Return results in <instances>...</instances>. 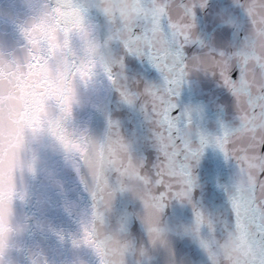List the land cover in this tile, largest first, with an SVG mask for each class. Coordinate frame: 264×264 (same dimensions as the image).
<instances>
[{
	"label": "clouds",
	"instance_id": "obj_1",
	"mask_svg": "<svg viewBox=\"0 0 264 264\" xmlns=\"http://www.w3.org/2000/svg\"><path fill=\"white\" fill-rule=\"evenodd\" d=\"M171 12V0H0V264H188L173 247L186 239L196 264H264V244L228 225L242 203H264V0H223L213 18L228 38L194 32L170 56L167 151L203 144L227 165L223 204L194 200L198 220L192 208L191 219L169 214L186 201L148 199L145 156L113 115L143 117L130 61L158 43ZM225 77L230 118L196 98L202 80ZM225 140L240 151H222ZM193 182L201 188L195 172Z\"/></svg>",
	"mask_w": 264,
	"mask_h": 264
},
{
	"label": "snow or ice",
	"instance_id": "obj_2",
	"mask_svg": "<svg viewBox=\"0 0 264 264\" xmlns=\"http://www.w3.org/2000/svg\"><path fill=\"white\" fill-rule=\"evenodd\" d=\"M222 2L223 0H209L205 6L203 0H171L170 23L164 27L158 43L140 53L139 62L154 70L156 75L153 79L137 76L145 97L142 111L143 120L149 126L150 135L147 139L155 151V158L151 162L146 157H142L138 162L141 171L146 172L151 181L146 196L162 206L169 202L186 201L195 212L197 220L201 212L193 199V175L194 166L199 165L205 154V147L202 144L199 150H190L182 158L174 157L167 151L166 138L172 132L167 115V101L169 95L175 91V66L170 56L188 48L194 32L201 31L202 22L216 24L213 14ZM218 87L229 92L228 78H223ZM172 115L176 113L173 112ZM219 147L226 153L234 154L240 151L236 144L228 140L220 143ZM261 150H264V146ZM228 225L244 229L264 244V203L260 200L242 203L238 210L229 212ZM85 242H89L87 233Z\"/></svg>",
	"mask_w": 264,
	"mask_h": 264
}]
</instances>
